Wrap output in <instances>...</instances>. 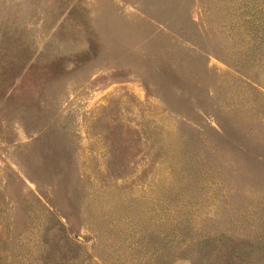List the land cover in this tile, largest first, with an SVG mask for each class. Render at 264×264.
<instances>
[{
  "label": "rangeland",
  "instance_id": "374dc122",
  "mask_svg": "<svg viewBox=\"0 0 264 264\" xmlns=\"http://www.w3.org/2000/svg\"><path fill=\"white\" fill-rule=\"evenodd\" d=\"M0 264H264V0H0Z\"/></svg>",
  "mask_w": 264,
  "mask_h": 264
}]
</instances>
